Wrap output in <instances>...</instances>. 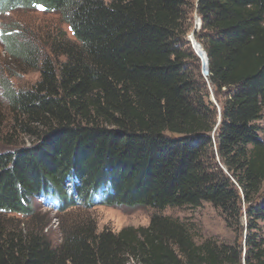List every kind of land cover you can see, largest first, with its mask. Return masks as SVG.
Segmentation results:
<instances>
[{
	"label": "trees",
	"instance_id": "obj_1",
	"mask_svg": "<svg viewBox=\"0 0 264 264\" xmlns=\"http://www.w3.org/2000/svg\"><path fill=\"white\" fill-rule=\"evenodd\" d=\"M18 8L67 28L0 30L21 72H39L27 89L6 81L0 103V264H264V0H0ZM100 192L160 212L211 203L228 224L245 216L244 245L198 244L161 213L118 232L81 217L56 241L33 210L37 196L88 209Z\"/></svg>",
	"mask_w": 264,
	"mask_h": 264
},
{
	"label": "rangeland",
	"instance_id": "obj_2",
	"mask_svg": "<svg viewBox=\"0 0 264 264\" xmlns=\"http://www.w3.org/2000/svg\"><path fill=\"white\" fill-rule=\"evenodd\" d=\"M197 18H199V12L197 10L190 12V29L187 38L196 33ZM15 23L21 24L22 28H27L29 25L48 27L53 25V27L57 26V29L67 28L64 25H61L62 22L59 21L58 18L50 15H43L42 13L32 11L31 9L18 8L13 11L10 10L0 13L1 31H10L11 29L7 30L6 28H8L10 24ZM6 48V45L2 41V36H0V103H2V106H8V100L6 99L4 89V84H7L6 81H8L14 89L20 90L29 88L39 79V72L37 71L28 70L26 71L27 73H22L21 69L27 68V66L22 63L21 60L9 57ZM195 53L197 54L196 51ZM200 61L202 66L200 72L204 82L207 83L209 100L216 105V110L218 112L217 129L220 124L222 109L217 100L216 89L209 81V77H207L208 79L206 78L207 71L203 68L201 58ZM212 94H214L219 105L214 102ZM257 124L262 129L261 135L264 137V112L262 119L258 121ZM43 197L44 199L42 197H36L33 199V210L37 216V221L42 223L49 222L47 231L56 241L61 237L60 227L62 225L72 223L74 220L80 219L81 217H92L97 222L99 230L109 228L118 232L127 226H147L149 225L152 216L156 213L170 216L186 225L198 244H201L206 240H213L218 243H225L233 246L236 243L240 244L243 242L242 244L244 245V238L247 233V219L245 216L241 218L240 224L237 221L228 224L222 211L208 202H203L200 207L196 208L189 206L167 207L160 212L151 207H126L102 204L105 193L100 192L96 197V202H98L99 205L86 209L81 205L82 202L78 201V206L70 207L63 212H56L61 205L60 199ZM259 226L261 233L264 234V221H260ZM242 264H246V262L243 260Z\"/></svg>",
	"mask_w": 264,
	"mask_h": 264
},
{
	"label": "built area",
	"instance_id": "obj_3",
	"mask_svg": "<svg viewBox=\"0 0 264 264\" xmlns=\"http://www.w3.org/2000/svg\"><path fill=\"white\" fill-rule=\"evenodd\" d=\"M197 19L198 20L196 23V33H199L202 29V18L199 16V18H197ZM196 33L189 36L188 39L191 42L194 50L197 52L199 58H201L203 68H205V67L209 66V56H208L207 51L204 48V46L197 40Z\"/></svg>",
	"mask_w": 264,
	"mask_h": 264
},
{
	"label": "water",
	"instance_id": "obj_4",
	"mask_svg": "<svg viewBox=\"0 0 264 264\" xmlns=\"http://www.w3.org/2000/svg\"><path fill=\"white\" fill-rule=\"evenodd\" d=\"M204 70L207 71V75H206V78H207V77H208V74H209V73H208V72H209V66L205 67ZM207 79H208V78H207ZM212 98H213L214 102H215L216 104H218L217 101H216V99H215L214 94H212ZM220 122H221V118H220Z\"/></svg>",
	"mask_w": 264,
	"mask_h": 264
},
{
	"label": "clouds",
	"instance_id": "obj_5",
	"mask_svg": "<svg viewBox=\"0 0 264 264\" xmlns=\"http://www.w3.org/2000/svg\"><path fill=\"white\" fill-rule=\"evenodd\" d=\"M37 197H40V196H37ZM57 212V211H56Z\"/></svg>",
	"mask_w": 264,
	"mask_h": 264
},
{
	"label": "snow or ice",
	"instance_id": "obj_6",
	"mask_svg": "<svg viewBox=\"0 0 264 264\" xmlns=\"http://www.w3.org/2000/svg\"><path fill=\"white\" fill-rule=\"evenodd\" d=\"M42 7V6H41Z\"/></svg>",
	"mask_w": 264,
	"mask_h": 264
}]
</instances>
